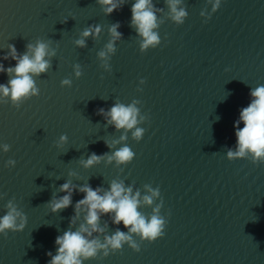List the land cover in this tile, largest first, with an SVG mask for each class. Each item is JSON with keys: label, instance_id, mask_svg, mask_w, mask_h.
Here are the masks:
<instances>
[{"label": "water", "instance_id": "obj_1", "mask_svg": "<svg viewBox=\"0 0 264 264\" xmlns=\"http://www.w3.org/2000/svg\"><path fill=\"white\" fill-rule=\"evenodd\" d=\"M134 2L127 0L106 16L96 0H0V58L9 44L23 54L38 38L51 40L57 50L49 71L34 78L38 97L19 109L10 100L0 103V145H10L7 153L0 148V193L5 194L0 217L13 198L27 216L23 231L7 238L0 234V264H47V252L56 255L55 239L69 229L75 203L84 196L74 192L71 206L51 212L47 203L65 194L58 189L69 179L105 190L113 179L122 180L133 194L140 191L141 201L150 194L145 184L159 187L161 215L168 220L163 238L141 243L140 252L124 245L121 252L84 264H264V164L251 163V156L234 161L226 156L236 149L234 123L251 102L250 91L264 85V0H221L207 22L200 15L205 8L211 11L207 0H184L188 16L179 26L169 19L164 0H153L163 8L157 13L164 20L158 29L161 44L144 53L129 26ZM116 22L123 35L107 72L97 53ZM89 25L102 27L99 39L76 47ZM75 64L81 65L80 78ZM66 78L71 87H61ZM8 79L0 73V83ZM134 99L148 119L137 125L145 129L141 141L132 139L134 129L127 134L132 162L117 167L102 161L84 169L81 159L93 152L111 154L115 149L106 142L124 132L107 125L98 109ZM61 135L68 139L58 148ZM9 159L15 167L5 166ZM138 211L147 216L152 208L141 202ZM105 222L106 235L117 227L128 231L107 215L100 226Z\"/></svg>", "mask_w": 264, "mask_h": 264}, {"label": "clouds", "instance_id": "obj_2", "mask_svg": "<svg viewBox=\"0 0 264 264\" xmlns=\"http://www.w3.org/2000/svg\"><path fill=\"white\" fill-rule=\"evenodd\" d=\"M101 6L103 13L108 16L114 11L120 10L127 0H96ZM168 9L169 19L177 26L182 25L187 16L184 0H164ZM211 5V11L207 8L200 12L205 22L211 19L212 13H215L221 6V0H207ZM163 8H157L153 0H135L131 7L130 27L135 29L139 36V47L141 53L148 49L156 48L161 44V38L158 29L164 23L163 19L158 20L157 13L162 12ZM66 22V21H65ZM121 27L119 22L113 23L108 28L110 39L104 45V48L97 53L100 66L107 72H111L110 59L116 52V42L122 39V33L118 31ZM102 33L100 25H89L81 33L80 37L74 41L78 48H86L88 38L93 40L99 39ZM51 40L36 39L35 43H27L26 51L23 54L18 53L15 45H8V52L2 60H14V67L5 68L0 63V73H6L9 77L6 84L0 83V103H7L9 100L13 107L19 109L27 100L40 95V89L34 78L40 77L42 73H47L52 67V58L56 57L57 50L51 46ZM76 78L82 76L80 64L73 65ZM145 83L144 79L140 84ZM71 87V79H63L61 87ZM142 91V89H137ZM251 102L247 107L240 110L239 119L235 121L236 149L231 148L227 151V159L234 161L237 159H247L251 156V163L264 164V85L258 86L250 91ZM141 102L134 99L130 104L125 105L119 100L107 111L100 108L97 115L102 116L107 125H112L117 131L124 130L118 139L107 143L109 149H115L109 154L108 152L97 155L91 153L87 159H81L79 163L84 169H90L102 161L106 164L115 162V166L120 167L127 165L134 159L135 153L127 145L128 132L131 131L132 139L136 142L141 141L145 129L137 125L143 124L148 119L146 114H141L137 106ZM243 123L244 127L239 125ZM67 136L61 135L56 142V147H62L67 143ZM118 145H123L117 147ZM3 152L10 151V145H0ZM16 161L9 159L6 167H15ZM74 172H69V176H75ZM148 195H144L141 201L139 190L133 194L131 186L125 187L122 180L113 179L109 188L105 190L102 187L93 189L89 184H73L71 179L59 186L58 191L65 193L57 197L53 195L47 203L52 213H59L72 205L74 192L84 194L83 199L78 200L74 206V215L70 218L69 229L55 239L56 255L51 251L47 252L50 257L47 264H84L88 260L104 259L110 254H115L123 250L124 245H128L133 251H141V243L149 244L158 238H163L168 220L161 215L163 199L159 187L153 188L145 184ZM5 194L0 193V199ZM159 199V203L156 200ZM150 206L152 212L145 215L138 211L141 206ZM6 213L0 217V234L7 238L9 232L23 231L27 224V216L15 202V198L9 200L5 205ZM107 215L111 223L123 226L128 230L121 231L119 227L111 235H106L105 230L108 227L107 222L100 226L101 216ZM170 215V213H169ZM77 227V222L81 221ZM76 228L75 231L72 229ZM96 234L95 236L93 234ZM103 236V240L100 239ZM135 237H139V243Z\"/></svg>", "mask_w": 264, "mask_h": 264}]
</instances>
